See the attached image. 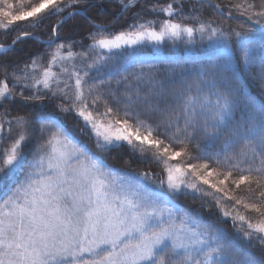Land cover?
I'll return each instance as SVG.
<instances>
[{"label": "snow or ice", "instance_id": "snow-or-ice-1", "mask_svg": "<svg viewBox=\"0 0 264 264\" xmlns=\"http://www.w3.org/2000/svg\"><path fill=\"white\" fill-rule=\"evenodd\" d=\"M118 2L124 12L142 0ZM81 3L97 6L96 0H39L16 10L13 0H0V28L29 18L40 28L45 13L59 16ZM186 3L156 0L145 11L168 19L138 20L118 33L97 24L87 9L67 12L53 35L82 14L95 28L89 33L93 43L77 54V42L50 41L55 50L11 72V86L7 76L0 81V107L16 103L17 96L24 106L50 101L78 118L81 134L91 133L97 150L77 141L59 118L33 117L32 110L0 123V143L9 140L0 149V188L6 189L0 199V264H264V249L260 256L242 253L223 226L230 221L237 240L249 248L253 241L264 244V99L240 87L241 70L257 64L264 87V41L203 19L205 5L224 15L211 0H194L187 14ZM235 8L250 22H241V29H264V0L259 6L244 0ZM205 39L218 49L207 63L190 55V46ZM169 44L183 45L186 56L166 55ZM0 52L7 55L2 45ZM189 63L197 67L185 69ZM57 65L64 79L53 72ZM161 65L166 77L157 75ZM29 144L32 158L26 161ZM124 146L133 155H150L166 179L113 169L97 154ZM241 186L247 197L237 194ZM181 196L206 208L214 204L220 220L205 223L198 211L177 203ZM238 206L256 213V221Z\"/></svg>", "mask_w": 264, "mask_h": 264}, {"label": "trees", "instance_id": "trees-1", "mask_svg": "<svg viewBox=\"0 0 264 264\" xmlns=\"http://www.w3.org/2000/svg\"><path fill=\"white\" fill-rule=\"evenodd\" d=\"M152 1H154V0H142V2H138L133 7L129 8L127 11L122 12V6L118 2V0H96L97 6H95V7H97V8L101 7L102 8V5H106V7H108V9L101 11L100 15H104V18H102V19L101 18L96 19V16H94L93 14H92L93 16H91L90 9H93L94 7L93 8L89 7L88 3H81V4L77 5L75 8L68 9L65 13H61L59 16H51L48 13H45L44 14V16H45L44 23L40 28H33L31 26L33 23L32 19H29L26 21L27 25L22 24L21 22H17L15 24L9 26L8 29L0 28V43L4 44L3 46H7L10 43H12V41L15 38H17V36H21L24 33H28V35H34V36H37L39 38H44V37H48V36H50V38H51L52 33H53L52 32L53 27L58 24V22L66 15L67 12H70V11H73L76 9H87V15L90 16L94 21L98 20L99 22H104V23H99V24L104 25V24H106V22H110V25H109L110 28L109 29H111L113 27H116V31L121 30V28L128 29V26L131 25L132 23H134V21H133L134 18L140 17L136 13V11L141 12L146 7H149L151 5ZM212 1L215 4L220 5L222 10L225 12V14H227L229 11H231L233 13V16H240L238 12L232 11L226 5H224L223 2H221L220 0H212ZM13 2L17 4L16 10H19L21 7L28 8L30 6H34V5L39 3V0H24L23 5H21L19 3V0H13ZM168 2H171V0H166V3H168ZM193 3L194 2L188 0V3H186L184 5V9L186 8V5L193 4ZM99 9L100 8H98L97 13L100 12ZM204 9H205V11H203V15H202L203 19L207 18L206 20L213 21V20H211V16L215 15L216 18L220 19L221 21H223L229 25L228 29L235 28L237 30L244 32V34L249 39L256 38V40L259 39L261 41H264V32H260L252 26H250V30L248 28H244V29L240 28V23L243 22L244 24L247 25V24H249L247 21L242 20V19L226 18L224 16L219 15L214 8H210L207 5L204 6ZM119 13H122V14L119 16L118 20H116V17ZM208 14H210V17L208 16ZM122 17H123V21L119 22L122 19ZM81 19H82V21H80ZM85 19L86 18H84L81 15H76L73 19L67 20V22L61 28V30L58 34V38L55 41V43H66L67 44V43L77 42L76 46H74L72 48L73 52H75L76 50L81 48L80 45H83V47H84V45L86 44L85 43L86 37H84L85 35L83 34V32L86 30V26H87L86 24H84V21H83ZM95 22L97 23V21H95ZM112 22H115V23L111 24ZM117 22H119V23L116 24ZM65 26H67V27H65ZM76 26L79 28L78 33L71 32V30L69 31V33H66L67 29H69L71 27H74V29H76L77 28ZM64 28H67V29H64ZM225 28H227V27H225ZM90 31L94 32L95 28L92 26V29H90ZM55 43L52 44L51 49H53L55 47ZM20 45H21V47H20ZM17 46L19 48H17ZM17 46H15L11 51H8L7 55H5V54L0 55V65H2L3 60L10 58L8 68L10 69L11 72L15 71V69L17 67H18V72H19L22 69L23 65L31 64V59L33 57H35L36 54H38V53L43 54V52H45L47 49H49V47L47 45L46 49L37 50L39 47H41V48L46 47V45H44V43H39L38 41L34 40L33 38L24 39L21 42H19L17 44ZM233 47L235 48V42H233ZM24 48H25V50L23 51ZM21 54H23V55L27 54V55L24 56V58H23V56ZM165 54L171 55V54H168L167 51L165 52ZM190 55L194 56L196 59H198L200 61H203L204 63H207L209 61V58L211 57V56L205 57V56L209 55V53L206 55L202 54L201 56H199L202 58H199L198 57L199 54L196 55V53H194V52L190 53ZM175 56L177 58H184L186 56V53L181 52L179 54H176ZM43 58H44V56H43ZM45 59H46V56H45ZM45 66L46 65H44L43 67H45ZM196 67H197V65H194L191 63L184 65L185 69H195ZM1 71H2V67H0V74L2 73ZM4 72H8V70L6 69ZM178 72H179V70H178ZM178 72L173 74V77H172L173 79L177 78ZM258 73H259L258 64L253 65V67L251 68L250 71L241 70V72H240V87L249 96L256 98V99H264V87H262L261 81L258 77ZM161 74H163L162 76H164V77H165V75H167V72L165 70V66H163V65H161L160 72L157 75L161 77ZM113 86L115 87V84H113ZM21 103L22 102H20L19 98H17L16 103H11V104L5 103L3 105V107L10 109L8 111L10 113L9 114L10 119L15 118L17 115H25L26 112L24 110H16L17 106L19 107L21 105ZM48 103L49 102L47 100L43 101V103L32 102V103L28 104L27 106H25L28 109L26 111L29 112V110H32V116H34V115L40 116L41 115L42 118H45L46 114L57 115L58 117H60L61 113L58 112L57 110H54L52 105L49 106ZM3 107H0V110H2ZM99 108H100L99 111H103L101 106H99L98 109ZM74 119H75L74 117H70L67 115L65 116V123L67 125L68 130H70V132L74 136H77L78 139L84 140L85 143L91 141L94 144L93 138L88 136L89 133H87V136L85 134H81L80 125L78 122H76V120L74 121ZM93 144H90V145L93 147ZM29 145H31V147H30V149L29 148L26 149V159H25L26 161L30 160L32 158L33 145L32 144H29ZM177 147L179 148L181 146L177 145ZM120 149L122 150V152L119 155L113 154L112 151L110 153H112L113 155H111L109 153L104 154V159H105L106 163L110 166L115 167V169H118L121 171H123V170L131 171L134 168H136L138 166V162H139L137 158L141 159V156L139 154H136L135 155L136 158L132 159L133 154L130 152V150L128 149L127 146H124ZM212 150L213 149H207L206 151H212ZM190 151L192 152L193 156H196L198 154L197 150L194 148H190ZM98 155H100V154H98ZM148 156H150V155H148ZM139 163L145 165L144 170H146V169L148 170L150 168L152 171H154L155 170L154 168L159 167L158 164L153 161V159H147L146 158L145 161H141ZM237 194L240 196L247 197L248 193L245 191V186H241V189L237 190ZM206 199L210 200V197L206 198ZM177 203L182 207H188V208L193 209L194 211H198L201 214L203 221L205 223H214V222H217L220 220L219 211L215 207L214 204L211 208L202 207L200 203H198V202L194 203L193 200L191 199V197H182L181 200L180 199L177 200ZM226 203H233V202L232 201H226ZM238 207H240L241 212L243 214H245L246 216L250 217L253 220V222L256 221V219H257L256 213L244 210L242 208V206H238ZM223 226L226 228L228 235H229V238L237 243V245L239 246L242 253L251 252L257 256H260L262 254V249H264V244H259L255 241H253V243L255 244V247L249 248V247H247V245L243 241L237 240V238L234 234V232H235L234 228L232 227L230 221L225 222L223 224Z\"/></svg>", "mask_w": 264, "mask_h": 264}, {"label": "rangeland", "instance_id": "rangeland-1", "mask_svg": "<svg viewBox=\"0 0 264 264\" xmlns=\"http://www.w3.org/2000/svg\"><path fill=\"white\" fill-rule=\"evenodd\" d=\"M189 1H192V0H189ZM221 2H223V4L224 5H226L229 9H231L232 11H234V12H238L237 10H236V8H235V5H237V4H240V3H243L244 2V0H220ZM154 2H156V0H154V1H152L151 2V4L152 3H154ZM192 2H194V1H192ZM211 2H213L212 0H211ZM247 2L248 3H253V4H256L257 6H259L260 5V3H261V0H247ZM159 3L160 4H166V0H159ZM214 3V2H213ZM151 6V5H150ZM149 6V7H150ZM191 7H192V4H188V5H186V8L184 9V13L185 14H187L190 10H191ZM93 8V7H92ZM98 8H100L99 10H100V12L99 13H97V11H98ZM94 7L93 9H90V13H91V16H96V19H98V18H104V15H100V13H101V11L102 10H106V9H108V7H106V5H102V8L101 7ZM221 8V7H220ZM146 9V8H145ZM145 9H143L141 12H137L136 11V13L138 14V16H140V17H135L134 18V22H136V21H138V20H157V21H159V20H163V19H168V17H166V16H164L163 14H161V15H159V16H156V15H154L153 13H151V12H148V11H145ZM222 9V8H221ZM96 11V12H95ZM203 11H205V9H203ZM207 11V10H206ZM135 13V14H136ZM93 14V15H92ZM122 13H119L118 15H117V17H116V20H118V18H119V16L121 15ZM224 14H225V12H224ZM208 16L210 17V14H208ZM29 19H31V18H29ZM121 19V18H120ZM207 19V18H206ZM210 19V18H209ZM86 20V21H85ZM85 20H83L84 21V24H86L87 26H86V30L83 32V34L85 35L84 37H86L85 38V45H84V47H81V48H79L78 50H76L74 53H80V52H82V51H84V49L86 48V46L87 45H89V44H91V43H93V41L91 40V39H89V33L91 32L90 31V29H92V25L91 24H89V22H88V19H85ZM106 20V19H105ZM211 20H213V22L215 23V24H222L224 27H227V28H229V25L228 24H226L225 22H223V21H221L220 19H218V18H216L215 17V15H213V16H211ZM27 21V20H26ZM26 21H21V23L22 24H26L27 25V22ZM80 21H82V19L80 20ZM95 21H97V24H99V23H104V22H99L98 20H95ZM123 21V17H122V19L119 21V22H122ZM119 22H117L116 24H118ZM178 22H181V23H183V24H188V25H192L193 24V22L191 21V20H187V19H178ZM79 23V22H78ZM108 23V24H107ZM113 23H115V22H112L111 24H113ZM100 25H102V24H100ZM105 25V26H104ZM104 25H102V26H104V28L105 29H107L108 31H110V32H112V33H118L119 31H121V30H124L125 28H121V30H117L116 31V27H113V28H111V29H109L110 28V22H106V24H104ZM115 26V25H114ZM65 27H67V26H65ZM77 27V26H76ZM90 27V28H89ZM64 29H67V28H64ZM71 30V32H75V33H78L79 32V28L77 27L76 29H74V27H71V28H69V29H67V31H66V33H69V31ZM125 30H127V29H125ZM34 37H36V36H34ZM37 38H39V37H37ZM58 38V37H57ZM53 39V37H51L50 38V36H48V37H44V38H39V40H36V41H38L39 43H41V41H43L44 40V42H48L49 43V41L50 40H52ZM199 35H197L196 36V40L197 41H199ZM250 40H253V41H256L257 43H259V42H261V40H259V39H257L256 40V38H252V39H250ZM48 43H44V45H46V47H43V48H41V47H39L37 50H44V49H46L47 48V45H48ZM0 45H4V44H2V43H0ZM15 46H17V45H15ZM14 46V47H15ZM20 47H21V45H20ZM191 47V49H192V51H191V53H196V55H198V57L199 56H201L202 54H208L209 53V55H207V56H205V57H210V56H212V55H215V54H217L218 53V49H215V48H213L210 44H209V42L205 39V41L203 42V43H197L196 45H193V46H190ZM17 48H19L18 46H17ZM25 50V48L23 49V51ZM32 50V49H31ZM55 50V47L53 48V49H47L45 52H43V54H45V53H47V52H49V51H54ZM167 51V53L168 54H171L172 56H175L176 54H179V53H186V50H185V48H184V46L183 45H181L180 47H178V48H172L171 47V45L169 44V45H166L165 46V48H164V52H166ZM214 51V52H213ZM146 52H147V54H149V55H151L152 54V49L151 48H148V49H146ZM63 54L66 56L67 55V48H65L64 50H63ZM212 54V55H211ZM22 56H23V58H24V56H26L27 54H21ZM45 56H46V59H45ZM176 57V56H175ZM199 58H202V57H199ZM10 59V58H9ZM9 59H6V60H3L2 61V65H7V68H4V67H2V73L0 74V81H3L4 79H5V77L7 76V82L9 83V85L11 86L15 81H14V78L10 75V73H11V71H10V69L8 68V66H9ZM48 60H49V56H47V55H44V58H43V62H42V64H43V66L44 65H46L45 67H43V68H46L47 66H48ZM73 63V61H67L66 62V64L68 65V66H70L71 64ZM75 63H79V57H77V60L75 61ZM24 66L25 65H23V67H22V69H24ZM43 68H37L36 69V71H37V73H40V72H42V70H43ZM8 70V72H4L5 70ZM53 72L54 73H56L58 76H61V74H60V66L59 65H57V66H54L53 67ZM15 71H17L18 72V67L15 69ZM28 71L29 72H32V69L31 68H29L28 69ZM163 74H161V77H164V76H162ZM167 75H165V77H166ZM65 77H63V76H61V79H64ZM23 83V82H22ZM54 87H55V85H53ZM17 98H19V96H17ZM36 102H40V103H43V101H36ZM49 103H48V105L50 106V105H52V107H53V103L52 102H50V101H48ZM56 102H59V101H56ZM30 103H32V102H30ZM29 103V104H30ZM44 105V104H43ZM21 106V107H20ZM19 107L17 106V108H16V110H24L26 113H25V115H27L28 114V111H26V110H28L27 109V107H25L24 105H22V103H21V105H20ZM31 106V105H30ZM42 106V105H41ZM101 108L103 109V107H102V105H101ZM54 109V108H53ZM101 109V110H102ZM10 109L9 108H5V107H3L2 108V110H0V123H2V122H4V121H6V120H13L14 121V119L15 118H12V119H10L9 118V111ZM55 110V109H54ZM98 110H100V108L98 109ZM58 111V110H57ZM59 112V111H58ZM70 116V117H74L75 119H74V121L76 120V122H78V118L74 115V114H62L61 113V116L60 117H58L57 115H52V114H46V116H45V118H59L63 123H64V125L67 127V125H66V123H65V116ZM35 116H37V115H34L33 117H35ZM39 117H41V115L39 116ZM79 125H80V123H79ZM80 128H81V125H80ZM16 131H19V129H15L13 132H12V138H15V135H16ZM70 131V130H69ZM71 133V132H70ZM4 135H5V137H7L8 136V132H7V126L5 125V131H4ZM71 135L77 140V141H79V142H81V143H84V144H86L87 146H88V148L89 149H91L93 152H95V151H97L96 150V148H95V144H93L91 141H89V142H86L85 143V141L84 140H81V139H78L77 138V136H74L72 133H71ZM86 136H87V134H85ZM88 136H90V137H92V134L91 133H89L88 134ZM93 138V137H92ZM90 144H93V147L90 145ZM8 145H9V140L6 138L2 143H0V149H2V148H6V147H8ZM30 147H31V145H29L28 146V148L30 149ZM122 152V150L120 149V148H117V149H113L112 150V153L113 154H115V155H119L120 153ZM112 153H109V154H111V155H113ZM98 154H100V155H103V158H104V154H102V153H98ZM24 155H25V159H26V150H25V153H24ZM134 158H136V156L135 155H132V159H134ZM146 158L147 159H152L150 156H148V154H145V156L144 157H141V159H139V158H137L138 159V161L139 162H141V161H145L146 160ZM138 162V166L136 167V168H134L133 170H131V171H125V170H123V172H130V173H150L151 175H152V177H153V179L155 180V181H159L160 179H166V173L164 172V169H163V167L161 166L160 167V165H158L159 167H156V168H154L155 170L154 171H152L150 168L147 170H144V168H145V165H143V164H141V163H139ZM187 162H191V160H188ZM171 163H178V161H172ZM113 169H115V167H113V166H111ZM150 187H154L155 185H149ZM202 187H205V186H202ZM209 191H211V190H209ZM5 194H6V189H4V188H0V199H3L4 198V196H5ZM183 196H181L179 199L181 200V198H182ZM244 230H246V226H245V229H241V231H244ZM234 231L236 232V229H234ZM233 231V232H234ZM235 232H234V234H235Z\"/></svg>", "mask_w": 264, "mask_h": 264}, {"label": "water", "instance_id": "water-1", "mask_svg": "<svg viewBox=\"0 0 264 264\" xmlns=\"http://www.w3.org/2000/svg\"><path fill=\"white\" fill-rule=\"evenodd\" d=\"M192 1H194V0H192ZM213 5H215V3H213V2H211ZM78 10H75V11H73V12H77ZM82 15V14H81ZM84 17H86L85 15H83ZM226 18H233L232 16L231 17H228L227 15H224ZM87 18V17H86ZM242 19H244V20H247L248 21V18H246V17H243ZM253 26H255V25H253ZM103 28H104V26H102ZM256 27V26H255ZM258 28V27H257ZM259 30H263V29H261V28H258ZM21 37V40H23L26 36H20ZM16 40V39H15ZM36 40H39V39H36ZM41 42H44V41H41ZM19 42H17L16 44H14L13 45V42L8 46V47H6L5 49H7V51L8 50H10V49H12L15 45H17ZM44 43H48V42H44ZM2 54V52H0V55Z\"/></svg>", "mask_w": 264, "mask_h": 264}]
</instances>
